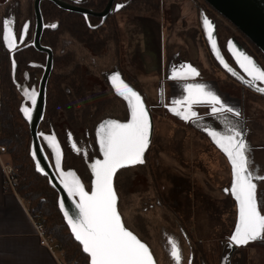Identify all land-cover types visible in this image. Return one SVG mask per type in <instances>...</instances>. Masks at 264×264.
<instances>
[{
	"label": "rangeland",
	"instance_id": "rangeland-1",
	"mask_svg": "<svg viewBox=\"0 0 264 264\" xmlns=\"http://www.w3.org/2000/svg\"><path fill=\"white\" fill-rule=\"evenodd\" d=\"M33 1L19 0L18 4L15 0H0V25L4 22L2 20L13 19V15H10L9 10H14L16 13L17 10H20L18 16H16L17 19L14 16L18 27H21L23 22L28 19L33 23ZM67 1L81 5L92 0ZM135 1L139 10L138 17L142 18L141 23H139L140 29L137 28V32L134 33L130 29L132 21L127 25L125 24V26L124 24L121 25L120 40L123 44L117 56V62L121 63L128 74L137 78V87L140 89L144 100L149 104L153 101L157 102L160 97L168 95L172 85H178L177 89L180 91L181 97L188 94L185 87L187 84H203L206 85V90L215 92L214 87L217 90L215 93L221 100L228 107L233 108L232 112L236 113L238 111L240 116L244 118L246 131L250 133V129H253L251 133L253 143L263 146V149L258 148L254 155L262 163L261 167L264 173V97L230 78L227 79L223 73L216 69L215 61L212 62L208 51H206L205 57L202 54L197 57L196 40L200 38L198 11L201 8L209 11L223 28L227 27V30L231 31L230 33L233 35L221 28L222 40L229 36L238 37V35L247 38L203 0H152L158 2L160 10L157 15H155V11L149 10L148 0ZM41 9L47 22L57 16V11L52 9L48 1L41 3ZM131 15H133L132 12ZM124 19H121V21L124 22ZM67 26L68 30L57 33L59 34L58 38H63L60 48L65 51L64 55L59 52V45H56L54 50L55 56L65 60L64 67L56 65L54 67L56 72L64 74L63 78L72 77L71 73L66 76L63 70L68 72L71 70L72 64L70 62L73 53L77 56H80L82 52L83 54L86 53L84 43L86 40L83 37L76 36L75 33L71 34V23ZM101 37L98 39L100 42L103 41ZM106 37L108 39L105 43L106 46L113 47L112 35L107 36L105 33V41ZM188 45L191 50L190 57H183L188 52ZM33 55L35 54L32 51H27L17 57L21 61L18 73L25 69L26 59ZM97 57L102 61L105 55L99 54ZM39 58L41 56L37 55L36 59ZM259 58L264 62V59ZM200 64H202L201 67L204 70L203 75H200L198 71ZM187 65L195 68L198 75L188 73ZM212 65L216 67L214 68L216 70H213L214 73L211 70ZM92 68L90 66L86 67L82 71L83 77L91 72ZM136 69H139V73L135 72ZM38 73L40 74V70H38ZM116 73H119L120 79L134 89V86L123 77L117 66L105 71L104 79L108 83L112 94L121 97L125 103H128L117 91V85L112 82V77ZM174 74L182 83H178V81L176 83L167 82L168 78L173 77ZM181 74L183 78H180ZM17 76L21 78L18 74ZM204 78L208 80H204ZM91 79L86 80L83 78L86 88L99 90L97 84H94ZM207 81H211L213 86L210 85L211 82ZM36 85L35 82L32 83L25 79L15 82L14 86L19 93L20 110L22 108L31 109V93L33 89L37 93ZM145 86H147L146 89ZM61 88L66 91L69 87L62 85ZM143 88L146 94H153L154 97L143 96ZM183 92H185L184 95ZM71 97L72 94L68 97L65 96L66 101H70ZM182 98H180V101ZM69 101L65 105L64 100L53 96L52 103H49L48 106L52 117L57 119L54 123L59 131L58 134H60L57 135L52 129L49 132L45 129L49 122H52L47 116L45 120L40 122L38 134L42 147L57 176L63 180L65 168H75L87 188H89L86 170L90 169L92 158L98 156L99 146H101L100 139L103 135L101 125H106L110 119L119 121V118H105L97 122L92 131L91 146L88 147V136L81 135L77 131L80 130V127L87 126V121L83 120L86 113H83L81 117L83 109L80 108L82 104L85 105L86 103L83 100L79 104L78 117H81V120L78 119L77 122L70 116L71 105ZM73 104L72 109H75L77 107L75 105L78 104L76 101ZM216 106L219 107L220 105ZM211 108L212 105L207 103L191 105V110L197 113L196 117L212 113ZM150 110L154 116V128L147 159L143 163L124 167L117 178L116 191L120 203V213L124 225L139 235L150 246L158 264H170L166 252L170 255L173 243L178 246L180 251L179 264H200L205 247L212 251L213 244L216 245L223 238H226L235 224V203L228 192L231 180L230 166L225 156L212 142L186 126L184 121L172 118L160 108L152 107ZM21 112L24 114L22 110ZM67 118L71 120L68 121ZM73 121L77 122V125ZM211 131L215 130L207 129V135L210 139L213 138L210 134ZM52 137L55 140L57 138L60 145L61 138L65 145H70L69 148L72 149L71 139L75 148L82 146L88 151H83L80 154L78 149L76 151L73 149L68 150L66 158L61 159L60 157L58 166L56 150L50 146ZM91 151H93L92 154ZM260 185L264 186L263 183ZM263 210L264 207L262 213ZM183 230L189 239L182 232ZM176 239L180 244L175 242ZM263 241L264 238H261L257 242H252L239 250L237 249V252L232 253V257L230 247L225 243L221 252V264H264ZM197 242H202L203 250L198 248ZM174 264H177L175 260Z\"/></svg>",
	"mask_w": 264,
	"mask_h": 264
},
{
	"label": "snow or ice",
	"instance_id": "snow-or-ice-1",
	"mask_svg": "<svg viewBox=\"0 0 264 264\" xmlns=\"http://www.w3.org/2000/svg\"><path fill=\"white\" fill-rule=\"evenodd\" d=\"M10 23L9 20L4 21V39L7 46L12 48L15 47V39L10 37ZM204 23L211 29V22L207 18ZM27 28L28 25L25 24L24 31ZM208 36L215 48L216 41L212 39L211 31L208 32ZM22 38L23 34H21ZM237 60L253 81L264 82V69L256 65L250 57L239 53ZM186 67L188 73L198 75L197 70L191 65ZM173 78H177L176 74ZM180 78H183L182 74ZM112 82L117 85V91L130 106V119L124 123L112 120L108 121L106 125H101L103 135L100 144L103 159L96 160L93 164L95 180L90 193L85 191L79 180L73 179L71 182L65 180L64 187L70 193H75L80 197L77 204L79 214L75 219L69 216L68 223L75 238L81 242L83 250L90 255V264H154L149 247L122 223L116 206L117 196L112 185L113 174L118 168L143 163L142 157L149 145L148 113L140 94L120 79L119 73L113 75ZM185 87L188 92L185 98V102L189 105L188 109L185 112L173 109L183 119L189 120L196 117L197 113L191 110V105L200 103L212 105L211 112L213 114L225 110L233 111V108L228 107L215 92L206 90V85L187 84ZM257 90L264 92V88L258 87ZM31 100L35 105L36 93L34 89L31 93ZM21 110L30 118V108ZM235 114L240 115L238 111ZM205 130L207 131V129ZM210 134L233 165L234 179L231 192L238 201L239 219L235 231L230 237V244L246 245L250 241L264 238V214H261L260 206H258L257 184L253 182V179L264 180V177L254 175V172L250 170L251 160L248 156L251 151L250 145L243 138L242 131L235 127L230 129V134H221L216 131H211ZM50 146L56 150L57 165L59 166V144L55 142L54 137L50 139ZM67 175L71 176L72 173L69 172ZM171 255L179 264L181 256L175 243L172 244Z\"/></svg>",
	"mask_w": 264,
	"mask_h": 264
},
{
	"label": "flooded vegetation",
	"instance_id": "flooded-vegetation-1",
	"mask_svg": "<svg viewBox=\"0 0 264 264\" xmlns=\"http://www.w3.org/2000/svg\"><path fill=\"white\" fill-rule=\"evenodd\" d=\"M44 1L45 0H41V2H40V10H41L43 24H44L42 33L40 35V44L42 46L48 47L50 49L52 64H51L50 73H49V75L47 77V81H46L45 108H44L42 120H45V118L47 116V117H49V120L51 119L52 121H56L57 119L56 118L54 119V117H52L50 109L48 108L49 103H52V99H48L47 92H48L49 86L51 85L52 79H54L56 76H58V77H60V75L64 76V74H62V72H56L54 70L55 65L59 66V67H61V66L64 67V65H65L64 59L58 58L57 56H55V52H54L55 46L59 45V52L62 55H64L65 51L60 48V45L62 44L63 38H58V36H59V34H57L58 32L57 33H51V30L53 28H55L56 26H58V24H60V17L57 15L54 18H52V20H50L49 22L45 21L44 14H43L42 9H41V3ZM65 1H67V0H65ZM148 1L152 2V0H148ZM67 2H69V1H67ZM108 2H109V0H92L91 2H86V3L79 5L80 7H83L85 9L90 10L92 13H81V12L70 11V12H74L76 14L83 15L82 19L87 26V30H89L90 41L88 42L86 40V38L82 36L80 28H79L81 26L79 25V23L75 22L76 26H74V23L71 21V24H72L71 34L75 33L76 36L78 35V37H83L86 40L84 42L86 45L85 46L86 53L83 54V52H82L80 54V56H77V54L73 53V56H72V59L70 62L72 64L71 70L69 72L67 70H63V72L65 73L66 76H68L70 73L72 74V76L74 74H76V77L75 78L73 77V80H71L69 83L65 84L69 88H67L66 91L64 90V94L67 97L72 94L71 100L70 101L67 100V101H69V104L71 105V109H70L71 115L70 116L72 117V119H74L75 121L78 122V119H80L82 117L83 113L84 114L86 113V116L83 120L87 121V126H85L86 128L80 127V130H77V131L80 132L81 135L88 136V141H87L88 147L91 146L90 139L93 138L92 131H93L94 126L97 122H99L100 120L105 119L107 117H114V118H119V119H123L126 117V112H127L126 106H125L126 103L124 102V100L121 97H116L112 94L108 83L104 79V75H105L104 72L109 70L112 67L117 66V68L121 71L123 77L134 86L136 91H138L141 94L140 89L137 87V78L128 74L124 70L121 63L117 62V56L119 54V51L121 50V45L123 44L120 40V38H121V35H120L121 25L124 24V26H125V24L127 25L132 21L133 23L132 24L130 23V26H131L130 29H132L134 33L137 32V28L140 29L139 23H141L142 18L138 17V13H133V15H131V13H126L127 8L132 6L133 4L137 5V2L135 0H112V3L110 5V9L105 13V15L104 16L97 15L96 13H101L105 10ZM69 3H71V2H69ZM71 4H73V3H71ZM55 6L58 7L57 5H55ZM58 8H60V7H58ZM60 9H62V8H60ZM9 13H10V15H13L12 16L13 19H10L9 21H11L10 24H12L13 32L15 35V47L8 49L9 50L10 68H11V65L14 64V68H13L14 70H13V75H12L13 84H15V82L17 80L25 79L26 81H29L32 83L35 82L37 84L36 86H37V91H38V86H39V83H40L41 78L43 76L44 69H45V66L47 63L48 54L45 51L37 50L33 45L34 33H35L34 9H33V20H34V22L32 23L31 20L28 19L25 22H23L21 27H18V23L15 20V18L17 19L16 16H18V14L15 13L14 11L9 12ZM14 16H15V18H14ZM124 18H126V19H124ZM121 19H124V22H122ZM138 20L140 22H137ZM3 21H5V20H2V22ZM3 24H4V22H3ZM25 24L28 25V28L26 31H24V25ZM53 25H54V27H53ZM75 29H76V32H75ZM64 30H68L67 25L65 27H63L59 31V33H61ZM105 33L107 36L112 35V37H113V43L112 44H113L114 49H113V47L106 46L105 43L108 41V39L106 37L105 38L106 41L104 40ZM21 34H23L22 39H21ZM100 37L103 38L102 42H100L98 40ZM235 37H237V36H235ZM237 39L242 43L245 50L264 69V62H263V60H261L259 58L257 52L255 51V49L251 45L250 41L248 39H245L244 37H241L240 35H238ZM19 40H20V42H19ZM27 51H32L35 55L26 59L25 69L24 70L22 69V71L18 73V70H19L20 65H21V61H20V59L18 60L17 57H19L21 53H25ZM223 51H224L223 53L225 54L226 59L231 64H233L232 59L230 58V56L225 51V47L223 48ZM99 54L105 55V57L102 58V61H100L97 57V55H99ZM37 55H40L41 58L36 59ZM227 56H229V58ZM102 62H104V63H102ZM88 66L93 67V68L91 69V72H88L87 74H85L86 76L83 77L82 71L85 70L86 67H88ZM38 70H40V74L38 73ZM135 72L139 73V69H136ZM17 74L19 76H21V78L18 77ZM226 76L228 78L232 79L233 81H235L229 75H226ZM83 78H85L86 80L88 78H92L91 81H93L94 84H97V87L99 88V90L96 91V90H94V88L92 90L87 89L86 85L83 82ZM146 87L147 86H145V89H146ZM143 92H144L143 96L145 95L148 97H154L153 94H151V95H149L148 93L146 94L144 91V88H143ZM167 96L168 95L160 97L157 102L153 101L150 104H149V102L148 103L146 101L145 102H146L149 109L152 107L160 108L166 114H169L170 116H172V118L180 120V121H184V124L186 126L188 125L187 122H189L190 120L198 119V118H201V117L207 116V115H213V113H207L204 115H200L198 117L191 118L189 120H185V119H183L182 116L177 115L176 111H173V109H177L180 112H185L187 110V106H189V105L185 102V98L178 96V98L174 102L171 103V101L169 99L170 97L168 96V98H167ZM260 96L264 97L263 95H260ZM180 98H182L181 101H180ZM46 99H47V103H46ZM83 100L85 101L86 104L85 105L82 104V106H80V108H82L83 110H82L81 117H78L79 110H80L79 104ZM64 101H65V105H66L67 101H66L65 97H64ZM74 101L77 102L78 105H75V106H77L78 108L75 107V109H72V104ZM153 104H155V105H153ZM73 106H74V104H73ZM74 110H75V112H74ZM151 113L153 116V112H151ZM226 113H233V112H228L225 110L223 112L216 113V114L223 116ZM113 114H116V115H113ZM233 114L236 115L235 113H233ZM239 117L242 118L244 121L246 136L249 139H252L251 133L253 132V129L252 128L250 129V133L248 131H246L245 120L242 116L239 115ZM70 118H68V119H70ZM77 122H74V124L77 125ZM51 123L52 122L50 121V123L47 125V127L44 126L45 129L48 130V132L51 129H53L51 126ZM55 127H57V126H55ZM56 131L59 132L58 130H56ZM193 131H195V130H193ZM199 134H201V133L199 132ZM203 136L206 137L211 142V139L208 138L207 133L203 134ZM61 144H62L61 146H62V150H63V158L64 157L66 158V152L68 150H72V149L69 148L70 145L69 146L65 145L64 141H62ZM75 144H77V143L75 142ZM93 144H94V142H93ZM254 145H255L254 150H257L258 148L263 149L262 148L263 146H261V145H258V144H254ZM77 146H80V145H77ZM76 149H78L80 154L83 151L84 152L86 150L88 151V149H86L82 146H80L79 148L76 147ZM92 152L93 151H91L90 153L92 154ZM254 153H255V151H254ZM72 154L74 155V153H72ZM85 157H87V156L85 155ZM256 161H257L258 165L260 166L259 171L261 173V177H264V173L262 171L263 168L261 167L262 163H260L257 159H256ZM262 183L264 184V180H257L256 195H257V200H258V206H260V209H261V214H264V210L262 213V209L264 207V186L260 185ZM182 232L188 238L186 232L184 230ZM230 234H231V232L229 233V235ZM229 235L226 238H223V240H221L219 242V244L223 243L222 244V250H223L225 243L228 240ZM137 236L141 240H143L139 235H137ZM143 241H145V240H143ZM175 242L180 244L178 239H176ZM252 242L254 243L257 241H252ZM252 242H249L248 245L251 244ZM245 246H241L237 249L239 250L240 248H243ZM238 250H235L233 252H237ZM170 256L173 258L171 253H170ZM231 257H232V254H231ZM220 258H221V255H220ZM220 258L218 259V262H217L218 264H221Z\"/></svg>",
	"mask_w": 264,
	"mask_h": 264
},
{
	"label": "trees",
	"instance_id": "trees-1",
	"mask_svg": "<svg viewBox=\"0 0 264 264\" xmlns=\"http://www.w3.org/2000/svg\"><path fill=\"white\" fill-rule=\"evenodd\" d=\"M15 1H17L19 4V0ZM48 2L50 6H52V9L57 11V15L60 17V24L53 28L51 33L59 32L67 24L71 23V21L74 23V26H76L75 22H78L81 26L79 28L82 36L85 37L88 42L90 41L89 30H87V26L82 19L83 15L60 9L52 4V2ZM147 3L149 10L155 11V15H157L160 10V8H158V2L148 1ZM13 11L14 10H9V12ZM19 11L20 10H17V14H19ZM204 11L208 16L213 18L209 11ZM131 12L138 13V6L133 4L132 6L128 7L126 13ZM214 20L216 22L218 42L221 49L223 50L225 40L228 37L225 40L221 39L220 31L223 27L218 20ZM2 27L3 23L0 25V146H4L6 149L2 158L6 163H10L16 171L18 176V185L16 188L17 195L23 199V202L30 215L34 219L41 222L44 225L46 232L62 246L66 260L72 262L73 264H89L88 256L82 251L80 244L77 243L73 238L61 212L58 209L57 191L50 186L47 177L35 169V165L30 154L29 128L25 117L19 108V94L12 80L13 65H11L10 68L9 50L4 46L2 40ZM223 30L230 35H233L230 33L231 31L227 30V27L223 28ZM251 45L257 52L258 56L264 59L261 51L253 43H251ZM227 57L229 58V56ZM215 64L219 66L216 62ZM73 77L75 78L76 74H74L71 78H63V75H60V77L56 76L54 79H52L51 85L49 86L47 92L48 99H52L53 96H56L60 100H64V88H61V86L69 83L71 80H73ZM65 81L67 82L65 83ZM69 120L71 119H68V121ZM54 122L55 121H52L51 123L53 128L52 130L56 132L57 135H59L56 131L57 127H55L56 125ZM187 123V126L195 130L197 133L200 132L201 135L207 133L205 129H214L221 134H230V129L233 127L239 131H242L243 138L251 147V151L248 153V156L251 160L250 170L254 172V175L261 176L259 171L260 166L258 165L254 155L255 143H253L252 139H249L246 136L244 121L242 118L234 115L233 113H226L223 116L213 114L190 120ZM60 141L62 142L61 138ZM148 151L149 148L146 151L144 160L147 159ZM120 171L121 170L116 173L114 178L115 188ZM253 180L257 184V179ZM119 208L120 203L118 201V210L120 212ZM197 243L198 248L203 250L204 248H202V242ZM222 244L223 243H216V245L213 244L212 251H209L205 247V250L201 256L203 259L200 260V264H218L217 262L221 255ZM166 254L170 260V264H174L173 258L167 252Z\"/></svg>",
	"mask_w": 264,
	"mask_h": 264
},
{
	"label": "water",
	"instance_id": "water-1",
	"mask_svg": "<svg viewBox=\"0 0 264 264\" xmlns=\"http://www.w3.org/2000/svg\"><path fill=\"white\" fill-rule=\"evenodd\" d=\"M52 2L53 4L57 5L58 7L67 10V11H75V12H81V13H92L90 10L85 9L83 7H80L79 5L71 4L65 0H47ZM205 1L209 6H211L218 14H220L223 18H225L227 21H229L239 32H241L251 43H253L263 54L264 56V0H203ZM40 2L41 0H34L33 2V9H34V16H35V33H34V40H33V45L34 47L39 50V51H45L47 52V63L44 69L43 76L41 78V81L38 86V91L36 94V104L31 106V112H30V118L28 116H25L23 113V116L25 117V120L28 124L29 128V133H30V154L33 159L35 169L39 171L41 174L45 175L48 179V182L51 187H53L57 191V204H58V209L61 212L65 223L67 224L70 233L72 234L73 238L77 243L80 244L82 251L88 256L89 259V264H90V255L86 253L83 250V246L80 241H78L75 238V234L71 230V226L68 223V217L71 216L73 219H75L78 214H79V209L77 208V204L80 201L79 195L75 193H70L67 188L64 187V182L67 179L69 182H71L73 179L79 180V182L83 185L85 191L91 192L93 188V182L95 180V174L93 170V164L95 163L96 160L103 159V151L102 147L99 146L100 150L98 153V156L90 162L91 166L90 169H87V175H88V183H89V188L85 185L83 180L81 179V176L79 173L76 171L75 168H70L66 167L65 171H63L64 179H60V177L57 176L53 166L51 165V162L49 158L47 157L43 147L42 143L39 138L38 134V126L40 125V122L43 119V113H44V108H45V92H46V81L47 77L50 73L51 70V51L48 47H44L40 44V35L42 33L44 24H43V19H42V14L40 10ZM112 3V0H109L107 3V6L105 10L101 13H96L97 15H102L104 16L105 13L110 9V5ZM207 18L208 21L211 22V29H209L205 23L204 20ZM198 22H199V27L202 31L203 37L207 43V46L209 48V51L215 60V62L219 65V67L231 78H233L236 82L241 84L242 86L250 89L251 91H254L260 95L264 96V92L258 91L257 88H264V82L260 81H253L252 78L248 75L247 72L244 71V69L240 66V63L237 60V54L243 53L246 56L250 57L252 61L261 67L259 63L256 62V60L245 50L244 46L242 43L237 39L235 36H229L224 43L225 51L226 53L230 56V58L233 61V64H231L225 57V54L223 53V50L221 49L219 42H218V37H217V31H216V22L213 18L208 16L206 12L203 9H200L198 11ZM10 37H14L15 35L13 32L12 24H10ZM212 32V39L216 41V47L214 48L212 45V42L208 36V32ZM5 35V29H4V24L2 27V40L3 44L7 49H11L7 46V43L4 39ZM225 64H227V67H225ZM14 68V64H13ZM262 68V67H261ZM263 69V68H262ZM14 70V69H12ZM135 90V88H134ZM136 91V90H135ZM138 92V91H136ZM139 93V92H138ZM140 94V93H139ZM143 104L147 110L148 113V119H149V124H150V133H149V145L147 149L145 150L143 154V162L146 151L148 150L152 136H153V128H154V122H153V116L148 108L144 98L140 94ZM126 106V117L125 119H119V122L124 123L127 122L130 119V106L128 103L125 104ZM107 118H114V117H107ZM106 118V119H107ZM118 121L116 119H110L109 121ZM216 131V130H215ZM217 132V131H216ZM56 137V136H55ZM55 142H58L59 144V153L61 159H63V150L61 148V145L59 141L55 140ZM211 142L217 147V149L225 156L229 166H230V172H231V181L229 185L228 192L232 199L235 202V207H236V220L234 227L231 231V234L228 237L227 244L230 247V255L232 254L233 251L237 250V248L245 245H235V244H230V237L233 235L236 225L238 223L239 219V206H238V201L235 199L234 195L231 192V187L233 183V165L230 162L229 157L227 154L218 146V144L215 142L213 138H211ZM70 144L73 150L76 151V148L74 147L73 141L70 139ZM99 145V144H98ZM63 161V160H62ZM139 164V163H136ZM136 164H131V165H136ZM129 166L125 165L120 168H118L112 177V185L113 189L116 193L117 196V211L121 217V221L124 224L123 218L121 216V213L118 210V194L114 185V178L116 173L123 169L124 167ZM72 173L71 176L67 175L68 173ZM254 183H256L253 180ZM67 213V215H66ZM125 226V225H124ZM126 227V226H125ZM127 228V227H126ZM128 229V228H127ZM131 231L130 229H128ZM134 235H136L133 231H131ZM137 236V235H136ZM138 239H140L137 236ZM261 239V238H260ZM260 239L254 240L258 241ZM141 240V239H140ZM143 243H145L148 247L149 250L153 256L154 264H158L155 258V255L153 254L150 246L143 240H141ZM252 242V241H250ZM247 245V244H246Z\"/></svg>",
	"mask_w": 264,
	"mask_h": 264
},
{
	"label": "crops",
	"instance_id": "crops-1",
	"mask_svg": "<svg viewBox=\"0 0 264 264\" xmlns=\"http://www.w3.org/2000/svg\"><path fill=\"white\" fill-rule=\"evenodd\" d=\"M200 34L199 40H196L197 57H200L201 54L205 57L206 51H208L209 57L214 63V59L209 51L201 29ZM196 35L198 34L196 33ZM187 47L188 52L185 56L183 55V57L189 56V53L191 54L190 46L188 45ZM201 65L202 64L198 66V71L200 75H203L202 73H204V70ZM214 65H212L213 68L210 67L212 72L218 69V71L225 76L227 75L219 66L216 65V68ZM226 78L229 79L227 76ZM204 80L208 79L204 78ZM167 81L171 83H176V81L182 83L180 80L173 77L168 78ZM210 85L213 86L212 82ZM177 88L178 85H172L169 89L168 96L170 97L171 103L174 102L178 96L180 97V91ZM213 89L215 92L217 91L214 87ZM184 93L185 92H183V95ZM187 95L188 94L182 97L186 98ZM2 185L3 174L0 163V264H59L51 250L39 243V236L35 228L33 217L28 212L24 202L16 193L4 192Z\"/></svg>",
	"mask_w": 264,
	"mask_h": 264
},
{
	"label": "built area",
	"instance_id": "built-area-1",
	"mask_svg": "<svg viewBox=\"0 0 264 264\" xmlns=\"http://www.w3.org/2000/svg\"><path fill=\"white\" fill-rule=\"evenodd\" d=\"M5 147L0 146V163L3 174V191L16 193V188L18 185V176L15 169L10 163H6L2 156L5 153ZM23 201V199L21 198ZM35 228L39 236V243L46 246L55 255V258L59 264H73L72 262L66 260L64 249L62 246L46 232L44 225L38 220L34 219Z\"/></svg>",
	"mask_w": 264,
	"mask_h": 264
}]
</instances>
